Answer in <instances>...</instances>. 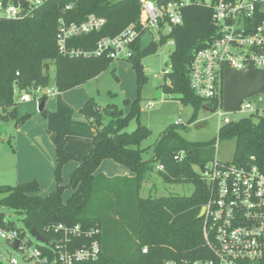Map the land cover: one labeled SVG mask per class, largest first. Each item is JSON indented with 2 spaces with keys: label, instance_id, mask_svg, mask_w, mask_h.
<instances>
[{
  "label": "trees",
  "instance_id": "1",
  "mask_svg": "<svg viewBox=\"0 0 264 264\" xmlns=\"http://www.w3.org/2000/svg\"><path fill=\"white\" fill-rule=\"evenodd\" d=\"M159 1V0H157ZM161 1V0H160ZM72 4V8L64 10ZM140 0H45L32 15L21 19L0 18V112L11 118L15 126L24 123L29 113L18 115L15 89L31 91L49 85V67L55 70V87L59 92L85 83L108 69L113 61L105 56L79 58L63 55L56 45L57 19L82 22L89 14L105 19L99 31L72 38L69 47L93 49L99 39L113 37L138 20ZM216 36L212 11L199 5L181 10V23L172 26L169 34L158 41L140 46L138 37L133 55L127 60L136 73L138 93L147 81L143 60L156 52L159 44L173 41L169 55L170 70L164 73L163 91L177 95L183 105L193 109L192 123L202 107H213L216 99L195 94L190 86L189 67L194 53L209 45ZM46 94L41 114L47 115ZM124 112L115 104L98 105L88 97L77 109L91 124L94 134L88 153L74 154L65 148L64 134L55 136V188L41 195L36 179L0 186V206L8 207L22 216L26 228L42 232L51 223H79L97 226L101 253L100 264H159L164 258H195L205 255L202 234L203 217L199 215L207 198L206 186L195 166L198 162L190 151L195 147L216 144L210 141H189L178 131V125L165 128L154 143L152 159H145L140 143L151 131L138 122L125 131L132 118L138 120L140 107L137 98L129 102ZM106 120V121H105ZM233 138V162L237 165H256L264 171V118L254 124L251 117L226 122L218 128V139ZM184 152L178 160L175 155ZM105 159L124 165L133 176H107L97 169ZM74 161L64 183L62 170ZM155 163L166 183H191L190 195L142 197L140 191L147 173ZM68 191V195L65 194ZM0 212V221L3 216ZM49 235V234H47ZM50 236V235H49ZM146 246L143 254L141 248Z\"/></svg>",
  "mask_w": 264,
  "mask_h": 264
},
{
  "label": "built area",
  "instance_id": "2",
  "mask_svg": "<svg viewBox=\"0 0 264 264\" xmlns=\"http://www.w3.org/2000/svg\"><path fill=\"white\" fill-rule=\"evenodd\" d=\"M44 2L0 0V18L28 17ZM189 5L211 9L216 27L215 38L193 55L190 86L198 96L216 99L221 117L226 113L222 108L224 68L250 66L264 70V0H140L138 20L113 37L99 39L93 49L68 44L74 37L99 31L105 24L103 17L89 14L76 23L59 16L56 45L61 54L70 57L127 60L133 55L138 37L155 30L158 41L161 34H169L172 26L181 23V10ZM71 8L72 4H68L64 10ZM170 44L173 45L172 40ZM140 46L144 47L142 42ZM48 93L53 94L54 90L40 86L29 92L15 89L14 98L17 103L39 102ZM250 98L244 99L238 110L247 117L264 118V109L255 107ZM183 154L182 151L174 158L180 160ZM155 168L162 170L163 165ZM197 172L207 193L202 205L206 254L164 258L159 264H264V171L254 164L237 165L214 158L203 167L198 165ZM39 233L47 240L36 238L25 226L17 228L4 215L0 221V264H100L99 227L59 222L48 224ZM141 252L145 254L147 247H142Z\"/></svg>",
  "mask_w": 264,
  "mask_h": 264
},
{
  "label": "rangeland",
  "instance_id": "3",
  "mask_svg": "<svg viewBox=\"0 0 264 264\" xmlns=\"http://www.w3.org/2000/svg\"><path fill=\"white\" fill-rule=\"evenodd\" d=\"M157 32L152 30L142 35L143 46L156 41ZM170 40L159 44L155 53L144 58L143 72L147 76L146 83L138 93L136 73L128 60H113L108 69L97 77L85 83L59 92L54 84L55 70L49 67V85L46 89L54 90L46 96L45 107L47 115L39 111L40 101L16 103L18 115L29 113V118L15 126L11 118H4L0 112V186L14 185L29 179H39L41 195H45L55 188V136L57 132L64 134L65 148L72 153H88L92 145L94 131L90 122L77 111L88 97H93L100 106L115 104L124 112L129 110V102L137 98L140 107L138 120L132 118L125 131H133L138 122L148 127L150 135L140 143L141 148H147L143 153L145 159H152L153 147L162 131L170 125H178V131L189 141H210L215 138V158L221 162H232L235 147L233 138L218 139V128L226 122L238 121L247 117L241 111L226 112L221 117L218 110L211 112L202 107L196 119L189 123L193 109L190 105H183L177 95L163 91L164 72L170 70L169 55L173 50ZM263 100L259 101V97ZM255 107L264 109V95L251 96ZM151 105H148L150 104ZM223 111V110H222ZM264 113V111H263ZM106 121V120H105ZM71 161L64 165L62 174L64 183L68 181L70 171L76 166ZM147 173L142 184V197H158L168 195H190L193 191L191 183H166L158 175L156 164ZM198 169V166H195ZM107 176L130 175L124 165L110 159L102 161L97 169ZM68 191L65 196L68 195ZM0 212L22 228V216L14 210L0 206Z\"/></svg>",
  "mask_w": 264,
  "mask_h": 264
},
{
  "label": "water",
  "instance_id": "4",
  "mask_svg": "<svg viewBox=\"0 0 264 264\" xmlns=\"http://www.w3.org/2000/svg\"><path fill=\"white\" fill-rule=\"evenodd\" d=\"M264 95V70L254 67H245L242 69H233L226 67L223 71V88H222V108L226 112L236 111L240 103L253 95ZM43 108V102L39 104V111ZM206 110L215 112L217 104L213 107H205ZM251 121L254 124L260 123V118L253 116ZM200 167L206 162L212 161L216 154V145L195 147L190 151ZM204 207L200 209L199 215L202 216ZM4 216V214H1ZM31 233L38 239L46 241L47 238L41 235L35 228L30 229Z\"/></svg>",
  "mask_w": 264,
  "mask_h": 264
},
{
  "label": "crops",
  "instance_id": "5",
  "mask_svg": "<svg viewBox=\"0 0 264 264\" xmlns=\"http://www.w3.org/2000/svg\"><path fill=\"white\" fill-rule=\"evenodd\" d=\"M97 77V76H96ZM86 100V99H85ZM78 108H80V107H78ZM77 108V109H78ZM93 129V128H92ZM94 131V130H93ZM91 148V147H90ZM74 154H76V153H74ZM55 160V159H54ZM127 176H130V175H127ZM33 179H36V178H33ZM29 180H32V179H29ZM36 180H38L39 181V179H36ZM28 181V180H27ZM40 184V183H39Z\"/></svg>",
  "mask_w": 264,
  "mask_h": 264
}]
</instances>
